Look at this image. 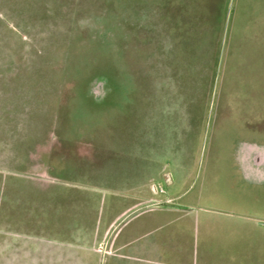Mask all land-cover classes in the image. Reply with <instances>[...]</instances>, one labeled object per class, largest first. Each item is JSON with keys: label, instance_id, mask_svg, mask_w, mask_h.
Here are the masks:
<instances>
[{"label": "rangeland", "instance_id": "obj_1", "mask_svg": "<svg viewBox=\"0 0 264 264\" xmlns=\"http://www.w3.org/2000/svg\"><path fill=\"white\" fill-rule=\"evenodd\" d=\"M244 128L264 139V0H0V264H45L70 211L118 207L143 145L182 150L193 209L255 207L233 197ZM213 219L201 246L243 232ZM245 259L264 264V216Z\"/></svg>", "mask_w": 264, "mask_h": 264}, {"label": "crops", "instance_id": "obj_2", "mask_svg": "<svg viewBox=\"0 0 264 264\" xmlns=\"http://www.w3.org/2000/svg\"><path fill=\"white\" fill-rule=\"evenodd\" d=\"M239 130L251 138L237 141L231 151L235 173L240 177V188L234 190L233 197L243 201L242 205L249 201L255 207L221 213L193 209L194 206L182 202L192 181L183 163L182 150L177 155L174 142L165 144L162 158L151 159L143 145L141 164L114 169L127 171L126 176L117 174L111 182L117 189L118 207L112 206L107 212L101 208L93 215H89L90 210L70 211L67 215L73 219L62 227L63 240L46 242L32 254L45 258V264H246L247 232L258 236V216H264V139L248 128ZM177 137L181 140L182 127L174 136L175 142ZM153 168L158 170L153 173ZM99 199L102 201V194ZM169 199L172 203L166 202ZM213 218L234 221L233 226L242 234L221 247L209 249L208 242L206 247L201 246V224L209 226ZM185 219L192 225H174ZM187 228L198 240L193 248L186 242Z\"/></svg>", "mask_w": 264, "mask_h": 264}]
</instances>
